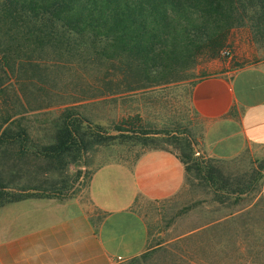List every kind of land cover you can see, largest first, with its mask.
<instances>
[{
    "label": "rangeland",
    "instance_id": "374dc122",
    "mask_svg": "<svg viewBox=\"0 0 264 264\" xmlns=\"http://www.w3.org/2000/svg\"><path fill=\"white\" fill-rule=\"evenodd\" d=\"M226 51L231 52L230 57ZM66 59L45 63L40 77L25 81L34 82L36 87L25 89L23 81L17 83L27 112L18 106L13 94L0 95V111H5L3 99L8 98L6 108L22 112L17 118H24L29 133L28 154L21 160L4 156L3 151L8 149L0 147V183L13 181L14 188L5 193L18 195L27 190L34 195L5 204L0 211L30 200L83 206L88 202L92 175L99 168L117 163L132 165L141 153L152 149L179 154L180 147L191 142L193 162L185 171L181 191L165 201L137 198L135 210L147 224L149 251L131 264H264V146L249 148L231 160H220V172H215L214 181L194 164L198 159L200 164V159L214 158L205 153L207 124L193 105L192 86L227 64L242 68L264 60V45L255 43L250 29H233L216 58H201L193 67L184 64L176 81L149 85L134 93L122 91L126 88L123 83H136L108 70L111 63L95 70L80 58L73 62ZM111 82L109 94L106 83ZM67 101L71 102L69 107L77 106L73 116L78 114L82 119L80 131L86 144L64 164L52 163L43 149L56 143ZM31 107L40 110L31 111ZM129 116L140 119L134 123L122 120ZM58 217L62 216L58 213ZM101 218L98 214L97 219Z\"/></svg>",
    "mask_w": 264,
    "mask_h": 264
},
{
    "label": "trees",
    "instance_id": "16d2710c",
    "mask_svg": "<svg viewBox=\"0 0 264 264\" xmlns=\"http://www.w3.org/2000/svg\"><path fill=\"white\" fill-rule=\"evenodd\" d=\"M238 28H249L255 43L264 45V0H0V95L13 94L18 106L27 112L17 83L23 81L25 89L36 87L34 82L25 81L40 77L45 63L63 58L69 62L80 58L95 70L111 63L108 70L136 83H123L124 92L170 84L177 80L174 78L184 64L193 67L201 58H216L232 30ZM106 84L111 94L112 82ZM3 103L0 147L8 149L4 156L18 161L28 154L29 133L24 118H17L22 112L6 108L8 98ZM65 105L56 143L43 149L52 163L64 164L86 144L80 131L82 119L78 114V119L73 116L77 106L69 107L70 101ZM138 119L122 117L126 123ZM180 149L179 154L160 150L175 154L188 172L193 162L192 143ZM200 160L194 164L214 181L220 160ZM11 183H0V207L34 196L27 190L18 195L5 193L14 188Z\"/></svg>",
    "mask_w": 264,
    "mask_h": 264
},
{
    "label": "crops",
    "instance_id": "0c3cea01",
    "mask_svg": "<svg viewBox=\"0 0 264 264\" xmlns=\"http://www.w3.org/2000/svg\"><path fill=\"white\" fill-rule=\"evenodd\" d=\"M192 102L207 124L209 157L231 160L264 146V60L242 68L227 64L201 78ZM185 175L175 154L153 149L132 165L109 164L95 171L83 206L55 200L10 205L0 211V264H131L149 251L137 198L171 199Z\"/></svg>",
    "mask_w": 264,
    "mask_h": 264
},
{
    "label": "built area",
    "instance_id": "2783aa9c",
    "mask_svg": "<svg viewBox=\"0 0 264 264\" xmlns=\"http://www.w3.org/2000/svg\"><path fill=\"white\" fill-rule=\"evenodd\" d=\"M225 55H226L227 57H230V56H231V52H230V51H226V52H225Z\"/></svg>",
    "mask_w": 264,
    "mask_h": 264
}]
</instances>
